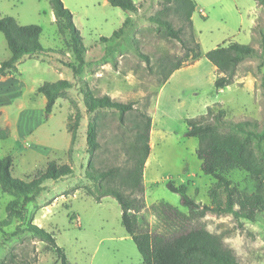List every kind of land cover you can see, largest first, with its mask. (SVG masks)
<instances>
[{
	"label": "rangeland",
	"instance_id": "obj_1",
	"mask_svg": "<svg viewBox=\"0 0 264 264\" xmlns=\"http://www.w3.org/2000/svg\"><path fill=\"white\" fill-rule=\"evenodd\" d=\"M133 1L139 4L142 0ZM62 2L73 14L86 48L85 62L78 75H74L67 64L75 62L69 34L66 30L58 31L49 0H0V17L12 16L21 25H39L42 47L52 49L38 57L41 61L37 65H33L31 57L17 64L29 84L59 79L72 82V86L57 98L51 112L44 113L46 124L39 129L44 134H53L48 141L55 150L48 160H43L30 148L34 145L31 139L11 136L8 129V135L0 138V158L10 156L13 161L11 175L26 181L37 170H44L51 160L58 164L70 163L73 169L71 176L57 181L46 180L36 201L27 206L26 219H14L0 230V264H60L44 242L23 229L30 216L33 223L53 233L72 264H144L121 223L117 200L104 196L98 202L86 190L92 185L85 177L89 161L86 130L94 117L85 107L87 90L95 96L109 95L124 103L132 102L138 111L147 109L151 114L150 153L143 173L145 207L138 214L142 228L152 233L169 234L200 225L221 235L240 264H264V212L258 213L254 220L211 210H206L202 216L188 218L189 209L181 204L180 195L166 187L169 180L175 185L184 184L187 193L200 205L212 206L209 193L216 180L201 172L196 156L198 141L185 135V119H209V109L212 113L223 109L226 120H258L261 127L264 125L260 86L264 53L259 47L258 34L252 31L256 17L254 26L259 23V29H264V9L254 0H194L193 34L202 53L236 41L249 44L258 54L244 59L237 66L234 82L222 89L214 87L217 71L204 56L197 63L194 61L176 70L161 88L160 81L166 71L159 67V62L165 60L169 68L185 52L178 40L160 35L155 30L156 25L148 19L164 7L163 0H147L136 12L112 7L106 0ZM199 9L207 16H201ZM168 15L175 27L184 26V37L189 45H194L187 24L172 11ZM122 25L121 31L114 35ZM10 56L0 32V61ZM76 110L81 112V120L69 162L65 149L70 133L66 123ZM10 111V118H15L18 108L13 106ZM103 111L105 114L98 122L100 148L93 157L96 168L122 165L126 159L127 130L114 110ZM129 119L132 116L127 115L126 121ZM0 129H6L3 117ZM262 146L264 149V142ZM40 149L42 151L39 146L37 150ZM228 177L239 189L254 190V182L246 172L233 170ZM12 198L0 190V220L6 218L5 206ZM218 198L221 203L225 201L223 191H218ZM169 206L186 218L174 215Z\"/></svg>",
	"mask_w": 264,
	"mask_h": 264
},
{
	"label": "trees",
	"instance_id": "obj_2",
	"mask_svg": "<svg viewBox=\"0 0 264 264\" xmlns=\"http://www.w3.org/2000/svg\"><path fill=\"white\" fill-rule=\"evenodd\" d=\"M112 7L124 11L136 12L147 0L139 4L133 0H106ZM264 9V0H254ZM55 16V23L60 33L66 30L70 37V48L75 62L67 63L74 75H78L85 62L86 48L79 30L73 21V14L65 7L62 0H49ZM164 7L148 19L153 22L155 30L166 38L178 40L185 52L169 68L164 60L159 67L165 70L160 81L164 84L170 75L183 65L192 63L202 56L215 66L217 77L214 87L222 89L234 82L237 66L246 58L256 56L257 49L249 44L230 41L226 45L202 53L200 44L194 40L192 14L195 11L194 0H163ZM185 22L190 30V38L194 45L188 44L184 37V26L175 27L168 13ZM125 21L123 22V25ZM114 32L117 35L121 29ZM42 29L36 24H19L12 16L0 17V32L3 33L11 56L0 61V77L18 71L17 64L24 56L40 57L52 49L43 48L39 36ZM252 31L259 36V47L264 53V29H259V23ZM107 40L106 37H101ZM147 62L149 58L145 56ZM72 86L67 79L53 82L45 81L37 91L46 97L45 112L50 113L57 98ZM260 86L264 101V75ZM85 107L94 117L88 122L86 130V152L89 161L85 170V177L92 183L87 186V193L96 201L104 196H112L121 208V223L125 231L131 236L144 264H240L235 253L223 241L219 234H214L200 225L182 229L175 233H152L141 227L139 212L145 207L143 199V173L146 160L150 153V133L152 117L149 111H138L132 102H121L109 95L95 96L90 90L86 91ZM104 109H111L117 113L119 122L127 130L128 141L125 142L126 159L122 165H112L107 168H96L93 157L100 148L98 140V122L105 114ZM137 110V111H136ZM136 113L134 115L133 112ZM210 118L198 117L185 119L187 137H194L198 141L196 156L200 161L203 174L212 176L216 182L210 189L212 206L200 205L192 198L184 184L175 185L172 181L166 187L178 193L181 204L189 209L188 218L202 216L206 210L214 212H230L235 218L254 220L258 213L264 212V125L258 120L231 121L225 119V111L219 109L215 113L209 109ZM127 115L132 119L126 121ZM81 112L76 110L69 115L66 129L70 133V145L67 150L69 162L73 146L77 138ZM8 135L7 129H0V138ZM12 158H0V190L10 194L13 198L6 204V218L0 220V230L8 226L14 219H26L27 206L35 202L44 189L46 180L57 181L73 174L70 163L58 164L51 160L44 170H37L30 180L15 178L11 175ZM233 170L246 172L254 182V190L245 192L239 189L228 174ZM218 191H223L225 201L221 203ZM170 211L182 218H186L176 208L168 207ZM24 230L44 242L45 247L52 250L60 264H72L63 247L56 243L53 233L33 223V217L27 219Z\"/></svg>",
	"mask_w": 264,
	"mask_h": 264
},
{
	"label": "crops",
	"instance_id": "obj_3",
	"mask_svg": "<svg viewBox=\"0 0 264 264\" xmlns=\"http://www.w3.org/2000/svg\"><path fill=\"white\" fill-rule=\"evenodd\" d=\"M199 12L201 16H207L206 12L203 9H199ZM255 20L253 21V26L255 24ZM228 43L229 42H227L226 44ZM26 58H29V56L22 57L18 64L24 61ZM31 58H33V65H37V63L41 61L38 57ZM198 61L199 59L196 60V63ZM23 69L25 68L23 67ZM213 70L216 71L215 66H213ZM20 71L21 70L18 67V73H10L0 77V118L3 117V123L5 128L9 130V135H15L19 139H31L32 145H34L30 148L35 151L37 155H40L43 160H48L51 153L55 150L54 146H52L48 141V137L53 136V134H44L42 131H39V129L44 124H46V121L44 120V113L47 100L42 93L37 91L40 84H29V82L26 80L23 74H21ZM175 71L170 75L168 80L161 86V88L166 85L174 76ZM246 81L248 85V79H246ZM34 97L36 98L35 103H33ZM13 106H16L18 108V113L15 118L11 119L10 110ZM69 145L70 139L65 151L68 150ZM39 146L40 148H42V151L41 149L40 151L37 150Z\"/></svg>",
	"mask_w": 264,
	"mask_h": 264
}]
</instances>
